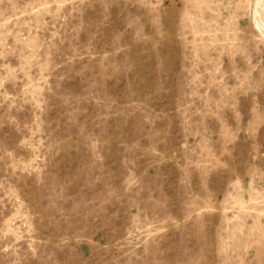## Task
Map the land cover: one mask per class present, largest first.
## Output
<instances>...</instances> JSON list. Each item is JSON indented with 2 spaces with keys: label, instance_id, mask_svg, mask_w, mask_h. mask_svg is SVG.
I'll return each mask as SVG.
<instances>
[{
  "label": "rangeland",
  "instance_id": "rangeland-1",
  "mask_svg": "<svg viewBox=\"0 0 264 264\" xmlns=\"http://www.w3.org/2000/svg\"><path fill=\"white\" fill-rule=\"evenodd\" d=\"M0 264H264V0H0Z\"/></svg>",
  "mask_w": 264,
  "mask_h": 264
}]
</instances>
